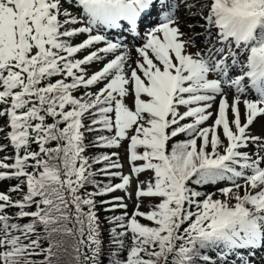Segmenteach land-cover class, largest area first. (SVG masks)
Here are the masks:
<instances>
[{
  "label": "snow or ice",
  "instance_id": "snow-or-ice-1",
  "mask_svg": "<svg viewBox=\"0 0 264 264\" xmlns=\"http://www.w3.org/2000/svg\"><path fill=\"white\" fill-rule=\"evenodd\" d=\"M0 138V264H264V0H0Z\"/></svg>",
  "mask_w": 264,
  "mask_h": 264
},
{
  "label": "rangeland",
  "instance_id": "rangeland-1",
  "mask_svg": "<svg viewBox=\"0 0 264 264\" xmlns=\"http://www.w3.org/2000/svg\"><path fill=\"white\" fill-rule=\"evenodd\" d=\"M178 14H179V17H180V20H181V27H182V29L185 30V31H187L189 24H195L196 25L195 32L201 33V35L199 37H197V42H201V39H202V42L205 44L206 43V39L203 37L204 36L203 35V29L199 27V24L202 23V21H199V17H196V19H192L191 16H190V14H188L184 10H180ZM189 34L192 35L193 33H189ZM204 40H205V42H204ZM133 43H134L135 46H138V45H140L141 41L140 40H135V41H133ZM206 46H209V45H207V43H206L205 47ZM196 50H197V47L190 49V51H192V52H195ZM128 54H129V56L132 59H135L136 58V53H135L134 49L133 50H130ZM110 58H111V56H109V59ZM99 67H101L100 64H94L89 69V71L90 72L91 71H95ZM228 98H229V101H231L232 96L229 95ZM129 103H130V101H129ZM215 110L216 109H215V106H214L213 111H215ZM243 111H244L243 110V106L241 105L242 119H243ZM210 123H211V120L208 121L205 126H207V124H210ZM261 123L262 122L260 120H257V122L252 126L251 133L253 135H261L262 134ZM221 139H223L222 133H221ZM125 144H126V142H125ZM112 151L114 152L116 150L115 149H112ZM246 151L252 152L253 151V146H250L248 149H246ZM114 159H115V157H114ZM119 163L122 164L123 167L122 168H119V169H111V171L112 172H121L124 175H129L130 174V165H129L128 161L125 158L124 149L122 150V153L119 155ZM149 178H150V173H144V174H141L140 175V180L147 181ZM112 179L116 183H120L119 177H112ZM222 182L224 183L225 186L228 184V182H224V181H221L219 183H222ZM240 182L243 183V181H240ZM136 184H137V181L135 180V178H133V181H132L131 185L128 188V192L133 193V196H132L131 199L128 198L127 194L124 191L117 190L116 192L110 193V195H113L115 197H124V201L123 202L128 205L127 211H128L129 214H131L133 212L134 206H135V196H134V192H135ZM241 194H243L242 190H241ZM147 199L148 198H144L143 199V204H142V206L140 208V210L142 212H147V211H150L151 210V208L149 206L150 203H148ZM120 210H122V209H120ZM141 221H144V220L141 219Z\"/></svg>",
  "mask_w": 264,
  "mask_h": 264
},
{
  "label": "trees",
  "instance_id": "trees-1",
  "mask_svg": "<svg viewBox=\"0 0 264 264\" xmlns=\"http://www.w3.org/2000/svg\"><path fill=\"white\" fill-rule=\"evenodd\" d=\"M105 134H106V133H105ZM95 135H96L95 133H90V134H88V137H89V139L91 140V139L94 138ZM184 138H185L184 136H180V137H177L176 139H177V140H182V139H184ZM1 143H6V141H5V140H1ZM33 148H35V145H33ZM103 149H104V148H103ZM104 153L109 154V151H102L101 148L91 147V148H89V149L87 150L86 155L89 156V158H92V157H98V156H100L101 154H104ZM11 155H13V151H12L11 148H9V149H7V150L4 151V152H0V159H2L4 156H11ZM9 162H11V161H9ZM101 167H103V164H97V165H94V166H93L94 170H95V169H99V168H101ZM29 170H31V169H29ZM102 178H104L105 181H103ZM96 179L99 180V181H101L102 183H109V182L111 183V180H108V179H109L108 177H105V176H102V175L97 176ZM107 180H108V181H107ZM106 181H107V182H106ZM17 183H18V181L15 180V179L6 180V181H4V182L2 181V185H3V190H4V192H7V190H8L10 187L16 185ZM90 186H91V185H90ZM90 186H89V187H90ZM89 187H88V190H89ZM194 187H195V186H194ZM198 190H200V191H202V192H205V193H215V195H214V197H213L214 199H220V198H221L219 192L216 191V188H214L212 184H208V185L200 186ZM11 195L13 196L14 199L19 198L17 193H11ZM110 198H111L110 196L97 197V201H99V200H109ZM105 207H108V206H107V205H100V204L98 203V214H99V215L101 216V218H102L103 220H105V221L107 220V218H109V217H111V216H113V215H121V214H122V213H120L118 210H116L115 212H106V211H105ZM23 222H26V221H22V223H23ZM147 224H150V222L147 223ZM109 227H110L109 225L105 224L106 231H105V233H104V236H105V242H106V243H107L108 236H109V233H108V231H107V229H108ZM63 260H64V261H67V260H68V257H63Z\"/></svg>",
  "mask_w": 264,
  "mask_h": 264
},
{
  "label": "bare ground",
  "instance_id": "bare-ground-1",
  "mask_svg": "<svg viewBox=\"0 0 264 264\" xmlns=\"http://www.w3.org/2000/svg\"><path fill=\"white\" fill-rule=\"evenodd\" d=\"M197 48H205V44L202 42V39L201 42H197Z\"/></svg>",
  "mask_w": 264,
  "mask_h": 264
}]
</instances>
